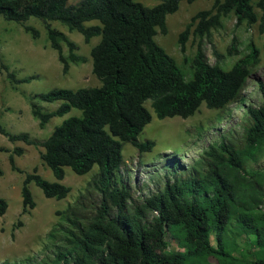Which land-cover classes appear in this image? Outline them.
Here are the masks:
<instances>
[{
  "label": "trees",
  "instance_id": "trees-1",
  "mask_svg": "<svg viewBox=\"0 0 264 264\" xmlns=\"http://www.w3.org/2000/svg\"><path fill=\"white\" fill-rule=\"evenodd\" d=\"M179 1L157 0L145 6L137 0H80L75 4L68 0H0V16L22 24L32 38L38 36L37 29L23 23L29 17L41 21L62 73L67 72L69 63L79 64L86 59L75 52L76 44L52 27L50 21L77 31L85 43L98 37L89 49V57L91 73L99 81L97 86L53 88L37 94L41 101H61L51 111L30 100V113L39 128L70 108L80 111L78 116L63 119L42 140L26 132L10 133L0 124V134L8 141L41 146L39 159L56 179L45 180L35 167L25 172L19 189L20 214L34 207L30 182L43 196L60 199L69 191L68 186L59 183L63 167L78 175L93 165L97 167L74 201L55 211L58 221L45 235L56 248L55 256L24 257L0 264H186L187 257L200 256L225 261L232 259L223 240L230 221L252 236L244 249L247 253L264 248V203L259 207L264 167L257 170L248 166L249 161L257 163L264 152V81L258 84L260 104L246 106L248 123L243 146L222 138L202 150L190 166L178 168L172 162L171 174L165 175L163 185L136 199L118 173L123 163L122 142L130 143L138 152L149 151L153 145L150 140H137L150 120L146 100L159 119L185 118L201 103L207 108L224 109L240 97L251 68L258 62L259 50L249 43L248 50L223 69L207 62L198 42L192 57L186 59L191 74L185 78L175 60L154 40L156 29L161 34L166 32L165 17L177 9ZM228 13L234 15L236 24L256 23L264 35V0L253 4L251 0H213L209 8L191 15L177 34L179 48L183 50L189 34L198 41L207 39ZM92 20L97 23L85 24ZM61 43L66 46V54L62 53ZM234 51L231 44L227 54ZM0 70L11 83L29 79L16 78L2 62ZM0 151L7 149L0 147ZM22 151L14 147L12 153L20 155ZM12 153L7 156L9 167L20 171ZM6 206L0 196V215ZM20 224L17 220L14 226ZM167 231L189 248L184 253L166 251Z\"/></svg>",
  "mask_w": 264,
  "mask_h": 264
},
{
  "label": "rangeland",
  "instance_id": "rangeland-1",
  "mask_svg": "<svg viewBox=\"0 0 264 264\" xmlns=\"http://www.w3.org/2000/svg\"><path fill=\"white\" fill-rule=\"evenodd\" d=\"M80 0H68L75 4ZM145 6H152L157 0H137ZM252 4L256 0H251ZM213 0H194L190 3L180 0L177 9L165 17L166 32L161 34L157 29L154 40L170 55L182 71L185 78L191 74L189 59L194 54L199 42L209 64H218L221 68H229L233 62L244 54L252 43L259 50V58L248 75L241 90L240 97L229 103L224 109L207 108L201 103L197 110L185 118L178 116L157 118L150 108L149 100L144 106L150 113V120L137 135L138 141L153 142L149 151L138 152L128 142L121 143L123 163L118 171L125 183L130 185L132 198L145 195L154 187L163 185L164 177L170 173V165L177 164L178 168L190 166L209 144L217 143L220 139H231L235 144L243 146V132L248 123L246 106H257L261 102L259 81H264V51L262 41L264 35L257 30V24H236L235 17L228 13L221 18V26L211 30L207 39L199 40L191 34L184 42L183 50L177 43V34L189 21L191 15L201 9L211 6ZM258 13V9L254 7ZM94 21H90L92 23ZM23 24L31 25L38 31V36L32 38L23 30L22 24L4 20L0 16V62L7 66L18 79L29 78L25 82L11 83L0 70V124L10 133L26 132L29 137L42 140L51 132L54 126L69 116H78L80 111L70 108L61 116H52L42 128L31 115L29 102L34 101L45 111L54 110L61 102L59 100L45 102L36 95L53 88L76 89L97 86L98 79L91 73L89 49L98 40L92 37L87 43L80 33L67 28L57 21L50 25L63 32L67 38L76 44L75 52L85 57L79 64L69 63L66 73H62L61 64L56 52L49 46L45 29L41 21L29 17ZM87 24V23H86ZM232 44L236 50L227 54V48ZM62 53L66 54V46L61 43ZM213 51L218 54L214 55ZM0 196L6 201V209L0 215V262L14 261L24 257L51 258L55 256V246L45 237L46 233L58 221L56 210L64 209L72 203L77 195L86 187L87 181L96 173L97 167L81 175L75 174L69 167H63L64 176L59 183L69 187L66 196L60 199L43 196L41 190L32 182L28 184L34 201V207L27 213L20 214L21 180L25 172L36 168L37 173L47 181H56L48 167L39 159L41 146L26 144L23 141H8L0 134ZM14 147H21L22 153H12ZM12 153L15 166L21 171L9 167L7 156ZM252 169L261 170L264 167V152L257 163L248 162ZM263 195L259 207L264 203ZM20 225L14 226L16 221ZM213 243V233L210 232ZM251 235L239 230L230 221L223 232V240L228 245L232 259L217 260L214 257H187L186 264H255L263 261L264 248H254L247 253L248 241ZM165 250L184 253L189 247L172 237L169 231L164 236Z\"/></svg>",
  "mask_w": 264,
  "mask_h": 264
},
{
  "label": "crops",
  "instance_id": "crops-1",
  "mask_svg": "<svg viewBox=\"0 0 264 264\" xmlns=\"http://www.w3.org/2000/svg\"><path fill=\"white\" fill-rule=\"evenodd\" d=\"M92 21H94V22H92V23H90V21H88V22H86L87 24H94V23H97L95 20H92ZM85 23V24H86Z\"/></svg>",
  "mask_w": 264,
  "mask_h": 264
}]
</instances>
